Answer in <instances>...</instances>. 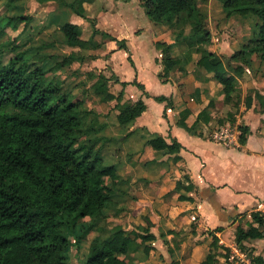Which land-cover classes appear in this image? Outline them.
Instances as JSON below:
<instances>
[{
	"label": "trees",
	"instance_id": "1",
	"mask_svg": "<svg viewBox=\"0 0 264 264\" xmlns=\"http://www.w3.org/2000/svg\"><path fill=\"white\" fill-rule=\"evenodd\" d=\"M47 1L61 9V16L69 9L85 18L84 3L92 0H43ZM206 1H142L147 17L153 23L166 26L175 37L172 44L160 40L154 43L161 53L162 72L158 76L163 78L173 71L185 73V66L195 54L198 55L196 67L211 73L222 86L225 99L231 100L236 92V78L249 76L244 66L248 67L252 57H258L264 64V0H217L227 18L235 15L255 18V33L229 56L235 65L225 63L209 47L213 36L207 26V11L201 7ZM57 18L52 17L49 24L58 22ZM23 20L29 18L11 15L0 20V34H4L7 26L16 27L18 21ZM88 21L91 25L88 37L80 25L68 20L59 23L57 28L67 46L79 50L96 49L100 47L95 40L99 35L116 40L119 48L127 51L125 39L97 28L95 18H88ZM173 47L180 51L177 55H172ZM12 51L13 55L4 62L0 50V264H68L65 251L70 242L66 231L74 233L75 224L88 218L90 222L83 232L84 237L96 220L103 218L104 210L114 208L121 200L117 184L122 171L105 160L96 148L97 137L91 133V127L84 126L83 99L66 92L57 77L49 76L63 66L94 55L85 57L71 52L47 67L51 55L28 54L16 46ZM128 60L131 62L130 56ZM107 82L108 78L99 71L94 88L105 94L104 100L116 101V120L127 129L146 110V104L141 98L121 103L123 89L115 95L108 90ZM121 84L136 85L148 96L143 84L136 79ZM254 97L262 104L263 95L256 92ZM153 98L171 105V100L165 96ZM234 98L233 106L238 111L240 94L235 93ZM252 100L251 93L244 97L246 108L251 107ZM214 104L215 101L209 100L190 125L186 120L191 110L182 109L177 125L191 134L202 135V125L211 120L210 109ZM237 111L227 112L217 123L227 120L234 124ZM238 130V142L244 144L249 128L239 125ZM146 146L155 154V158L147 162L158 163L157 158L164 155L174 162L181 159V145L172 137L167 141L160 135L148 134L143 139V147ZM183 180L187 183L177 180L174 191L179 201L191 202L193 197L189 193L195 191V186L187 174L183 175ZM250 217L246 228L237 225L234 229V242L240 250L245 248L244 241L264 237V210L251 211ZM221 230L222 227H217L208 232L211 242L199 264H217L220 257L228 260L230 248L221 244L216 235ZM81 239L78 234L75 242ZM155 239L148 227L142 231H126L115 224L107 236L91 240L82 264L145 262ZM251 261L264 264L260 255H251Z\"/></svg>",
	"mask_w": 264,
	"mask_h": 264
},
{
	"label": "rangeland",
	"instance_id": "2",
	"mask_svg": "<svg viewBox=\"0 0 264 264\" xmlns=\"http://www.w3.org/2000/svg\"><path fill=\"white\" fill-rule=\"evenodd\" d=\"M201 7L207 11V26L213 36V42L209 46L210 49L219 55L225 63L229 62L231 65H235L236 63L234 61L229 60V56L237 51L241 44L246 42L255 33V18L240 17L238 15L227 18L222 12L221 5L217 0H207L205 3L201 4ZM96 9L103 10L102 7H96L94 10ZM94 10L91 9V11ZM120 10V8L115 12L109 10L110 13L108 12V14L99 19V27L103 29L109 28L108 31L114 34L116 32H121V34L125 36L129 35L127 30L130 31L135 28V26L138 32L141 31V29H139L140 27H145V22L141 21L140 17L134 20L132 16H128V14L133 11H128L127 8H124L122 11L127 10V13L123 12L121 14ZM60 11L61 9L56 8L55 3L52 1L0 0V20L11 15H22L29 18V20L18 21L16 27L7 26L4 30V34H0L2 60L6 62L13 55V46H16L19 50L26 51L28 54L51 55L46 62L47 67H52L56 61L71 52L79 53L87 57V50H78L64 43L62 35L57 27L59 23H62L64 20H71L74 17L69 9L65 10L66 15L64 16L60 15ZM55 16L58 17L56 19L58 22L49 24L50 19ZM90 29H84L85 36L88 37ZM165 30L168 32L166 26ZM95 39L100 40L101 37L97 35ZM138 43L139 42H136V44ZM175 48L177 52H180L177 47ZM131 49L133 53L136 52L132 43ZM197 58L198 55H192V60L187 65L189 66L188 70L192 69L193 64H196ZM115 62L116 64H113V61L109 62L108 56L104 58L96 57L93 62L85 58L82 62H73L49 74V76L53 75L60 80L66 92L83 99L81 111L84 119V126L91 127L93 131L91 133L97 137L96 148L100 149L105 160L111 164H118L122 170L121 180L117 184V188L121 190V200H119L118 205L114 208H106L103 218L97 219L94 227H92L89 233L84 237L82 236L83 232L90 222L88 218H84L75 224L74 233H70L68 230L66 231L70 242V245L65 251V259L68 264H82L85 260L91 240L96 236H100L101 238L107 236L110 233V229L115 224H120L126 231H142L145 227L151 229V227L156 224L165 223V217L159 210L161 203L154 202L149 191L157 185L166 186L171 182H176L174 178L177 175L180 180L185 183L183 180L185 168L181 161L174 162L168 158V155H164L161 158L166 159L164 162H147L155 158V154L148 148H146L148 151H145L143 139L148 134L153 133L144 132L145 135L141 130L135 131L133 128L127 131L126 128L121 127L116 120V114L118 113L115 106L116 101L104 100L105 94L98 92L94 88V83L97 80L99 71L108 78L107 88L115 95L120 89L125 88V86L122 87L120 85L119 80H128L134 77L133 67L130 66L128 62L124 63V58H116ZM244 68L249 76L248 78H236L237 86L235 93L239 95L240 92V96L244 97L245 94L243 93V89H246L245 93H251L252 96L256 92H264L263 62L258 57L253 56L248 67L244 66ZM191 71L193 72V70ZM175 74L178 75V73H174V75ZM180 74H184V72ZM143 75L146 77V85L151 92L162 93L164 91L163 88L165 86L160 83L153 87L151 72L144 71ZM184 86L185 84L183 83L180 85L181 91ZM130 87L131 89L129 88L128 91L129 96L124 92L121 103L135 101L136 98L133 94H138L140 90L136 85L131 84ZM235 93L231 96V100H226L223 94L221 96L219 93L216 95L220 98L216 100L214 108L212 109V115L214 117H225L227 112L237 111L233 106ZM152 102L153 100L149 99V111L153 110ZM255 104L258 107L257 110L264 108V100H262V104L260 101H256ZM249 117L252 119V123L256 120L255 115L252 113L249 114ZM228 132H231V129H229ZM133 179H135V181L131 182ZM174 192V190L170 189L163 197L170 198ZM145 207H150L152 211L145 210ZM173 226L175 227L174 231L165 229L161 232L164 239L165 237L167 239L165 244H169V248L166 246L164 249L168 248L167 253L171 254V252L174 253L175 248L178 249L181 244L182 246L185 244V246L183 249H180L182 251L180 252L182 253L180 261L172 260L169 264H180V262L189 259L191 255L193 256V262L191 264H197L198 260L200 261V259L202 260L204 258L208 249V247L203 246L204 240H211V237L209 235L203 237L205 231H201L199 234L196 233L195 235V233L190 231V226L187 227V230H183V227L179 229L181 227H179L177 223H173ZM78 234L82 239L79 243H76L75 237ZM157 235L160 236V232H158ZM195 238H197V240H194ZM223 238L229 240V238H231L229 232H225ZM195 244L200 245L201 248L194 246ZM230 244H228L230 246L226 245L230 248L228 260L220 257L217 264H225L226 261L227 264H244L245 262L242 261L241 254H244V257L251 260L253 250H251L249 246L245 245V248L240 250L235 244L234 239ZM196 249H198V251L193 252ZM174 256L177 257L175 254ZM161 261H165L163 254H153L150 264H160Z\"/></svg>",
	"mask_w": 264,
	"mask_h": 264
},
{
	"label": "crops",
	"instance_id": "3",
	"mask_svg": "<svg viewBox=\"0 0 264 264\" xmlns=\"http://www.w3.org/2000/svg\"><path fill=\"white\" fill-rule=\"evenodd\" d=\"M84 7L86 8L85 18L72 13L74 18L68 21L80 25L83 29H90L91 25L88 18H95L97 28L117 38L125 39L127 46L126 51L119 48V43L116 40L100 36V40L95 39L100 43V47L87 50L88 55H94L93 58H87L93 62L96 57L108 56L109 62L113 61V64H116V58H124V63L128 62L133 67L134 77L128 80H119L120 85L122 86V81L131 82L136 79L143 84L144 91L148 93L146 96L137 87L140 92L136 95L133 94L135 100L141 98L145 102L146 110L134 120L127 131L134 128L135 131L141 130L143 133L151 132L160 135L167 141H170L171 137L177 140L181 145L179 152L181 159L179 161L183 163L185 168L183 175L187 174L195 186V191L189 193L193 197L191 202L177 200L178 194L176 192L170 198L163 197L170 189L174 190L176 182H171L166 186L154 185L155 187L150 189L149 192L154 202L161 203L159 210L163 213L166 222L151 227L150 232L156 236V239L151 243L153 249L150 251L147 261L136 264H150L153 254L158 253L163 254L165 258V261H161L160 264H169L172 260L180 261L182 254L180 249H183L185 244L183 246L181 244L178 249L175 248L174 253L168 254L169 244H165L167 239L165 237V240L161 233L165 229L174 231L173 223H177L181 227L179 229L183 227V230H187V227L190 226V231L195 235L205 231L203 237L209 235V231L222 227V230L216 232V235L221 244L225 246L230 244L234 239L235 227L240 225L246 228L251 222L250 212L264 210V108L257 110L258 107L255 102L259 100L254 95L251 107L246 108L242 98L244 99L247 93H245L246 89H243L245 95L244 97L240 96L241 101L235 114L236 121L234 124L227 120L221 124L217 123L218 118L212 115L213 107L210 109L211 120L202 125V135L187 132L176 123L179 111L190 108L191 114L186 120L190 125L209 100L216 102L220 98L216 95L218 93L220 96L222 95V86L215 81L211 73L196 68L194 64L192 69H189L190 71L187 64L184 74L173 71L166 77L160 78L158 76L162 72L161 53L154 43L160 40L172 44L175 37L169 31L166 32L164 25L153 23L147 17L142 7V0H92L84 3ZM96 7H102L103 10L91 11L92 8L95 9ZM119 8L121 14L127 13V10L133 11L128 16H132L134 20L140 17L141 21L145 22V27H138L141 29L139 32L135 29L136 26L130 31L127 30L128 36L122 35L121 32L114 34L108 31L109 28H100L99 19L108 14L109 10L115 12ZM124 8L127 10L122 11ZM136 42L139 43L136 44ZM131 43L136 49L135 53L131 49ZM177 54L176 48L173 47L172 55ZM128 56H130L131 62L128 60ZM112 67L114 68L113 65ZM144 71L151 72L153 87L159 85L158 83L165 86L162 93H153L149 90L146 85V77L143 75ZM174 73H178V75H174ZM182 83L185 86L181 91L180 85ZM130 86L131 84H127L123 89L126 95H128L129 88L131 89ZM259 94L264 96L263 91ZM160 95L170 99L171 105L168 106L166 101H157L153 98ZM149 99L153 100V110L151 111H149ZM250 113L255 115L256 120L253 123L249 117ZM239 125H247L249 128V134L244 144L238 142ZM229 129L231 132H228ZM146 148L153 151L147 146L145 151H148ZM161 158H157L159 163L166 161V159ZM116 165L118 166V164ZM177 180H180L178 175L174 178V181ZM134 181L135 179L131 182ZM185 183L187 182L185 181ZM145 210L152 211L150 207ZM191 223L194 224V227L191 226ZM158 232H160V236L157 235ZM225 232H229L231 237L229 240L223 238ZM210 242L211 240L205 239L203 246L209 248L207 244ZM244 245L253 250V255H260L264 259V237L246 240ZM166 246L168 248L164 249ZM194 246L201 248L198 244ZM196 251L198 249L193 252ZM200 261L198 260L199 263ZM192 262L193 256L191 255L189 259L180 262V264H191ZM198 262L197 264H199Z\"/></svg>",
	"mask_w": 264,
	"mask_h": 264
},
{
	"label": "built area",
	"instance_id": "4",
	"mask_svg": "<svg viewBox=\"0 0 264 264\" xmlns=\"http://www.w3.org/2000/svg\"><path fill=\"white\" fill-rule=\"evenodd\" d=\"M240 132V131H239ZM241 259L244 261V264H253L252 261L246 257H244V254H241Z\"/></svg>",
	"mask_w": 264,
	"mask_h": 264
}]
</instances>
